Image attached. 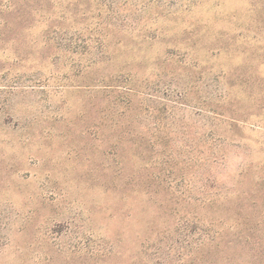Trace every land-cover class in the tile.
<instances>
[{
    "label": "rangeland",
    "instance_id": "rangeland-1",
    "mask_svg": "<svg viewBox=\"0 0 264 264\" xmlns=\"http://www.w3.org/2000/svg\"><path fill=\"white\" fill-rule=\"evenodd\" d=\"M0 264H264V0H0Z\"/></svg>",
    "mask_w": 264,
    "mask_h": 264
}]
</instances>
